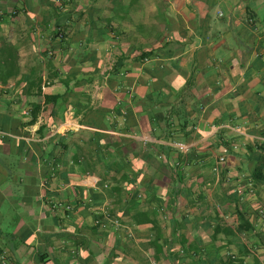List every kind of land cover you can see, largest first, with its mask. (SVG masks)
<instances>
[{"label":"crops","instance_id":"0c3cea01","mask_svg":"<svg viewBox=\"0 0 264 264\" xmlns=\"http://www.w3.org/2000/svg\"><path fill=\"white\" fill-rule=\"evenodd\" d=\"M3 123L0 264H156L152 223L96 228L115 163L164 249L264 264V0H0Z\"/></svg>","mask_w":264,"mask_h":264},{"label":"trees","instance_id":"16d2710c","mask_svg":"<svg viewBox=\"0 0 264 264\" xmlns=\"http://www.w3.org/2000/svg\"><path fill=\"white\" fill-rule=\"evenodd\" d=\"M53 97H46L47 102L52 100ZM42 105H33L31 114V121L23 126H30L37 122L39 115L42 112ZM85 124V122H84ZM8 126L6 123L0 124V128L2 130H8ZM13 130V128H12ZM61 138V137H60ZM106 150V149H105ZM108 173L114 172V178L110 175L104 178L105 185H108L107 181L111 180L114 181L115 185L106 187L104 184L102 186V197H106L109 199H113L114 206L116 207V211L111 212V215L117 217L121 220V222L125 225H144L147 223H152L157 230L158 235L156 236L155 240L152 242V246L155 248V255L153 260L156 264H161L164 258H170L172 264H245L244 258L245 256L251 254L252 251L249 249L241 250L240 255H222V253L229 251L226 250L227 247L223 249H219L217 251H205L202 249L197 248H186L183 250H172V249H164V246L167 245L166 242H163L164 236L161 234L162 232V217L159 219V214L164 216L162 210H164L162 205H160L159 209L152 210V211H144L141 210L139 207L141 206V202H145L147 199H143L140 191L136 189V182L138 181L137 177H132L130 173V169L128 165H121L119 163H115L108 168ZM262 171L258 170L256 172L255 178L261 181L260 176L262 177ZM147 198L153 196L150 194V191H147ZM135 211V213H131ZM160 211V213H159ZM162 212V213H161ZM98 217L97 219H99ZM96 219V220H97ZM100 230V227H96ZM102 230V229H101ZM255 230L254 226L242 215H240V226L237 229L238 235H242L243 233L253 232ZM219 232L217 231L215 236L217 237ZM235 236V235H234ZM184 243V239H182ZM231 243V241L229 242ZM255 259L257 257L255 256ZM144 264H151L150 260L145 261Z\"/></svg>","mask_w":264,"mask_h":264},{"label":"built area","instance_id":"2783aa9c","mask_svg":"<svg viewBox=\"0 0 264 264\" xmlns=\"http://www.w3.org/2000/svg\"><path fill=\"white\" fill-rule=\"evenodd\" d=\"M224 158H221L220 161L224 162ZM106 187H109V185H105ZM262 213H264L262 211ZM96 225L100 227V229L102 230H108V229H113L115 231H121L122 229H124V225L121 222L120 219H118L117 217H114L113 215H111V213L109 211L105 212L102 216H100L99 219H97L95 221ZM129 237L133 238L134 235L132 232H129ZM2 260L5 261L6 257L2 256Z\"/></svg>","mask_w":264,"mask_h":264}]
</instances>
